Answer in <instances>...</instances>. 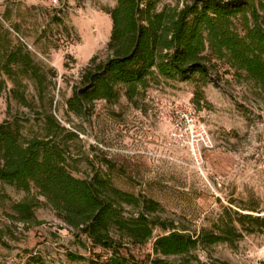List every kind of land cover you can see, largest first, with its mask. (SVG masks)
<instances>
[{"label": "rangeland", "instance_id": "1", "mask_svg": "<svg viewBox=\"0 0 264 264\" xmlns=\"http://www.w3.org/2000/svg\"><path fill=\"white\" fill-rule=\"evenodd\" d=\"M183 0H158L156 7L181 6ZM116 0H0V21L13 42H22L47 72L43 100L37 99L34 83L22 78L28 99L40 110L52 99L51 111L77 137L70 143V170L83 178L95 173L114 186L142 194L160 205L155 212L176 229L196 235L202 230L218 232L232 243L199 244L190 253L191 264H264V91L234 74L222 62L203 86L192 81L148 79L130 99L120 90L115 102L96 100L89 114L77 116L65 100L78 84L89 58L106 57L105 45L111 21L105 10ZM52 73L54 75H52ZM204 100L193 101L196 86ZM7 88L0 91V122L22 117L21 131L30 136L38 130L34 111L17 102ZM190 102L195 116L211 135L214 147L202 152V173L187 149L171 137L174 111ZM0 223H10L9 205L27 196L12 185L0 183ZM31 194L35 189H31ZM42 200L41 197H38ZM249 214L251 220L238 222ZM40 224L13 222L12 234L0 246L5 264H90L72 261L71 251L102 261L111 250L93 245L76 229L67 227L48 205L34 209ZM258 220H252L256 219ZM231 220L235 230L225 231ZM247 229H253L251 232ZM157 228L155 234L160 233ZM239 236H236V234ZM152 240L121 248L138 259L152 257ZM36 259L41 261L36 262ZM176 262L178 256H167Z\"/></svg>", "mask_w": 264, "mask_h": 264}, {"label": "trees", "instance_id": "2", "mask_svg": "<svg viewBox=\"0 0 264 264\" xmlns=\"http://www.w3.org/2000/svg\"><path fill=\"white\" fill-rule=\"evenodd\" d=\"M157 2L116 0L105 10L111 21L106 57L99 59L94 54L89 58L65 100L69 112L87 115L94 101L115 102L121 89L131 99L148 79L192 81L203 86L217 61L264 91V0H183L180 7L164 5L161 9ZM9 34L0 21V91L7 88V81L11 83L10 96L34 111L38 130L24 136L22 117L0 122V183L27 193L10 203L11 212H5L10 223H0V246H7L5 236L12 234L13 222L40 224L34 209L41 204L51 207L62 223L85 234L93 245L111 250L102 261L67 251L66 257L72 261L191 264L190 253L197 245L232 243L221 235L218 225H214L218 232L202 230L196 235L176 229L155 214L160 208L157 201L120 189L100 173L74 176L69 168L70 143L77 134L56 118L52 99L38 110L33 99L27 98L22 78L34 83L37 99L42 101L47 72L29 49L20 41L13 42ZM202 100L203 89L197 85L192 101L199 107ZM31 189H35L32 194ZM5 198L8 195L0 192V199ZM245 218L251 217L240 215L238 222L244 224ZM260 220L264 223V218ZM226 225L225 232L233 233L232 221ZM157 228L161 232L155 234ZM150 240L152 257L138 259L121 251L128 244L143 245ZM171 255L178 260L169 262L166 257Z\"/></svg>", "mask_w": 264, "mask_h": 264}, {"label": "built area", "instance_id": "3", "mask_svg": "<svg viewBox=\"0 0 264 264\" xmlns=\"http://www.w3.org/2000/svg\"><path fill=\"white\" fill-rule=\"evenodd\" d=\"M56 4L57 0H50ZM171 137L181 148L187 149L195 162V166L202 172V152L214 147L211 135L205 125L197 120L194 106L187 102L177 108L171 119Z\"/></svg>", "mask_w": 264, "mask_h": 264}, {"label": "bare ground", "instance_id": "4", "mask_svg": "<svg viewBox=\"0 0 264 264\" xmlns=\"http://www.w3.org/2000/svg\"><path fill=\"white\" fill-rule=\"evenodd\" d=\"M202 173H204V172L202 171Z\"/></svg>", "mask_w": 264, "mask_h": 264}]
</instances>
